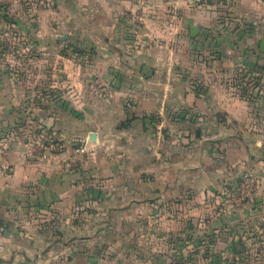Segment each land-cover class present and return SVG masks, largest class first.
Masks as SVG:
<instances>
[{"label":"rangeland","instance_id":"1","mask_svg":"<svg viewBox=\"0 0 264 264\" xmlns=\"http://www.w3.org/2000/svg\"><path fill=\"white\" fill-rule=\"evenodd\" d=\"M203 7L214 11L222 48L216 58L225 61L204 70L198 62L209 55L189 49L196 36L176 28L184 12ZM233 7L186 0H0L1 115L9 116V93L18 117L3 132L58 154V176L48 187L23 186L28 194L19 193L18 201L29 205L20 203L14 214L20 229L39 225L58 240L44 264H217L222 258L209 244L208 220L234 218L231 232L241 236L249 228L243 220L264 217L259 147H253L256 165L247 168L240 120L230 115L236 125L226 127L225 113H200L184 95L208 90L211 83L200 78L205 73L240 104H254L248 101L253 75L260 74L264 90L261 35L250 34ZM176 45L181 50H169ZM198 150L225 163L223 174L231 179L224 176L204 197L190 190L163 195L175 166ZM35 189L59 193L33 205ZM247 204L255 205L251 215ZM65 245L69 250L62 252ZM251 246L246 255H234V264H264L259 247Z\"/></svg>","mask_w":264,"mask_h":264},{"label":"crops","instance_id":"2","mask_svg":"<svg viewBox=\"0 0 264 264\" xmlns=\"http://www.w3.org/2000/svg\"><path fill=\"white\" fill-rule=\"evenodd\" d=\"M232 1V4H234L233 8H236V11L242 15L244 20H247L248 32L252 35H261L260 38H262L264 35V0ZM213 12L211 8H208L207 11L206 7L191 9L184 12V17L178 20L176 25L178 30L186 29L189 35L190 25L198 28L196 41L190 45L189 49H196L203 54L209 55L208 62L207 57L198 62L201 69L203 68L202 70L204 68L209 69L211 64H225V61L223 62L222 59L216 58L222 49L221 44L216 40L221 37L218 36L221 35L219 34L221 29L217 20L212 19ZM180 32L184 33L183 31ZM169 50L176 51L181 49L177 48L176 45L173 48L170 46ZM180 60L183 62L181 57ZM258 62H261V59H258ZM209 75L213 74L205 73L200 75L201 79L211 83L208 90L202 89L199 92L192 90L184 93V95L186 94V97L195 102V110L200 113H225L228 118L225 123L226 127L230 121H233L232 124L236 125L234 120L235 118L239 119L240 122L238 121L237 125L239 123L242 125L243 133L241 136L245 146L249 147L247 153L249 161L256 154V150L253 147L257 146L259 147V155H262L258 162L263 163L264 153L261 151H264V95H259L264 90L260 74L248 78L250 93L256 95V97H253L254 95L250 97L248 101L251 100L249 103L254 102V104H245L246 102L240 104L239 100L229 95L227 89L220 84L219 80L216 81L213 79L214 77ZM207 81L205 83L209 85ZM252 82L255 83L253 86ZM8 94L6 93V111H8L9 116H6V118L1 115L3 105L0 100V164H7L12 167L8 175H0V264H44L45 258L54 257L53 254H55L58 240H53L52 233L45 234L39 225L29 228L27 224H24L22 225L24 229H20L14 214L19 209V205H29L24 201H20V199L18 201L19 193L28 194L26 193L27 190H21L23 186L37 183L48 187L49 178L58 176L56 175L59 169L57 163L58 154L49 153L50 147L43 145L40 141L36 145L32 141L22 140L14 135L10 136L12 135L11 130L3 132L6 130V126L14 124L15 118L16 120L18 118L17 116L15 117L12 107L9 105L11 95ZM230 115L234 120H231ZM43 124L46 126L48 122H43ZM50 124L54 125L56 123L55 121H50ZM226 127L222 126L221 128L226 129ZM183 158L179 166H175V169H177L172 176L166 175V177L169 176L167 180L170 183L168 189L161 190L163 195L190 190L197 197L201 195L204 197L211 189L220 187V181L224 176L225 181L231 179L227 177L228 175L223 174L224 171H227L224 168L225 163L213 162L210 154L202 153L198 150L193 156L188 155ZM252 165L256 164L253 161H251V164L248 162L247 168L252 169ZM259 169L262 168L259 167ZM262 171L264 172V169ZM58 193V189H35L34 195L38 200L33 205L41 204L43 199H47V197L52 200L53 196L56 198ZM47 202L48 204L51 203V201ZM254 206V204L246 205L245 209L249 212V215L253 214ZM223 217L208 220L211 225L208 232L212 234L210 235L212 239L209 244L216 251V255H220L222 258L217 264H234L233 259L238 258L237 256L234 257V255H246L253 249V246H251L253 243L260 250L261 258L258 263L262 262L264 258V217L258 220L251 218L243 220L242 225L249 228L241 236L235 234L234 231L231 232L232 226L236 225V220ZM22 221L28 222L26 220ZM204 225L209 227L207 222H204ZM239 239L240 241L238 242ZM237 243L240 245L243 243L245 247L240 249L238 248L240 245L238 246ZM65 246L62 252L69 250V247ZM70 246L73 247L74 245L70 244ZM75 250L76 248L73 247L71 252ZM83 250L85 251L86 249L84 248ZM216 255L213 258L217 257ZM227 258L228 260L230 259V262H228Z\"/></svg>","mask_w":264,"mask_h":264},{"label":"built area","instance_id":"3","mask_svg":"<svg viewBox=\"0 0 264 264\" xmlns=\"http://www.w3.org/2000/svg\"><path fill=\"white\" fill-rule=\"evenodd\" d=\"M189 4L194 6L205 5L206 3L212 1L213 4L220 7H230L232 5V0H186ZM12 170V167L7 164H0V175L5 176L8 175Z\"/></svg>","mask_w":264,"mask_h":264},{"label":"water","instance_id":"4","mask_svg":"<svg viewBox=\"0 0 264 264\" xmlns=\"http://www.w3.org/2000/svg\"><path fill=\"white\" fill-rule=\"evenodd\" d=\"M189 28H190V35L192 37H195L197 35V33H198V28L196 26H194V25H190ZM259 49L261 51H264V35L262 36L261 41L259 43Z\"/></svg>","mask_w":264,"mask_h":264}]
</instances>
